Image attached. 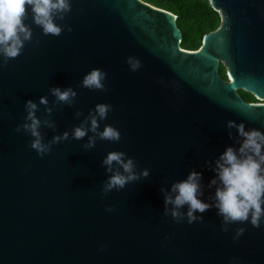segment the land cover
Wrapping results in <instances>:
<instances>
[{"label": "water", "instance_id": "95a60500", "mask_svg": "<svg viewBox=\"0 0 264 264\" xmlns=\"http://www.w3.org/2000/svg\"><path fill=\"white\" fill-rule=\"evenodd\" d=\"M210 1L221 24L197 50L182 48L177 15L143 0H72L58 21L72 31L59 36L44 35L27 10L32 40L0 67V264H264V223L225 232L215 207L192 224L164 212L162 189L192 170L202 173L201 198L213 202L215 161L239 146L227 121L264 131V102L239 92L264 100V0ZM128 56L140 59L139 70H129ZM93 68L106 71L104 90L80 86ZM57 86L76 89L74 104L56 103ZM41 96L49 104L38 117L55 122L42 124L44 142L81 124L97 103L113 106L100 129L112 124L121 139L97 138L86 149L94 133L69 136L41 157L16 131L27 100ZM113 150L150 174L103 194L110 173L102 161Z\"/></svg>", "mask_w": 264, "mask_h": 264}, {"label": "clouds", "instance_id": "9594fccd", "mask_svg": "<svg viewBox=\"0 0 264 264\" xmlns=\"http://www.w3.org/2000/svg\"><path fill=\"white\" fill-rule=\"evenodd\" d=\"M72 9V0H0V67L7 65L8 61L21 54L26 42L32 40V28L25 23L27 10L31 11L32 22L42 29L44 35L59 36L65 28L71 32L70 25H63L59 20ZM129 70L135 72L142 66L138 57L128 56ZM107 73L101 68H93L87 72L80 86L90 90H104ZM51 95L58 104L72 105L77 96L76 89L72 87H53ZM49 104L47 96H41L39 103L29 99L25 103L26 116L21 125H17L16 131H24L32 137L30 147L41 157L51 151L53 144L67 140L71 136L75 140H82L89 132L94 133L88 137L84 145L86 149H92L96 140H108L118 142L121 139V131L112 124L100 129V121L107 118L112 110L109 103H97L89 112V115L75 126L71 131H65L62 135H55L51 141L44 142L41 127L47 125L55 127V122L50 119L41 120L37 115L40 105ZM53 109L46 107V112L51 115ZM81 113H76L79 116ZM229 129H236L239 138V146H228L215 161L214 172L216 176L210 181V187L215 185L216 190L213 202L203 200L201 186L202 173L192 170L188 176L174 182L171 190L164 191L165 215L180 222L184 219L192 224L204 219L202 213L215 207L217 215L222 218V230L227 232L233 224L250 223L253 227H260L264 223V131L258 128L246 129L243 122L227 121ZM232 133L229 132V136ZM103 165L110 173L104 183L102 192L123 189L128 183L139 180L142 176L150 174L148 168L137 171V163L124 151H109L104 156ZM187 206V211L182 212ZM107 211L114 209L109 207ZM245 232L244 227L235 230L233 239L238 240ZM230 264H240L237 257L232 258Z\"/></svg>", "mask_w": 264, "mask_h": 264}, {"label": "trees", "instance_id": "16d2710c", "mask_svg": "<svg viewBox=\"0 0 264 264\" xmlns=\"http://www.w3.org/2000/svg\"><path fill=\"white\" fill-rule=\"evenodd\" d=\"M156 7L177 15V25L182 32L181 46L188 50H197L206 34L216 30L221 24V14L215 10L210 0H143ZM220 74L228 79L227 69L221 64ZM248 102H260L252 93L239 90Z\"/></svg>", "mask_w": 264, "mask_h": 264}, {"label": "flooded vegetation", "instance_id": "af4514ba", "mask_svg": "<svg viewBox=\"0 0 264 264\" xmlns=\"http://www.w3.org/2000/svg\"><path fill=\"white\" fill-rule=\"evenodd\" d=\"M245 99V98H244ZM247 101V99H245ZM248 102V101H247ZM260 102H264V100H260Z\"/></svg>", "mask_w": 264, "mask_h": 264}]
</instances>
